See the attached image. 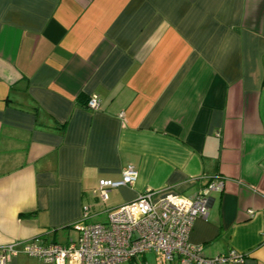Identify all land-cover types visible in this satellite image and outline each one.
Here are the masks:
<instances>
[{"label":"crops","instance_id":"0c3cea01","mask_svg":"<svg viewBox=\"0 0 264 264\" xmlns=\"http://www.w3.org/2000/svg\"><path fill=\"white\" fill-rule=\"evenodd\" d=\"M129 164L108 207L221 175L190 240L264 264V0H0V246L77 239L84 204L104 217L92 189Z\"/></svg>","mask_w":264,"mask_h":264},{"label":"built area","instance_id":"2783aa9c","mask_svg":"<svg viewBox=\"0 0 264 264\" xmlns=\"http://www.w3.org/2000/svg\"><path fill=\"white\" fill-rule=\"evenodd\" d=\"M87 106L100 109L101 98L90 97ZM124 117V112H120ZM122 178H101L92 189L99 202L107 206L100 220H91L92 205L83 206V223L77 239L68 242H51L31 239L22 243L0 246V264H7L18 252L39 257L52 264H66L74 259L80 264H122L138 256L154 253L168 264H223L245 261L246 256L237 251L206 256L203 246L191 242L190 236L197 218L207 219L211 192L224 190L225 179L215 176L208 179L196 195L188 197L173 188L147 189L134 201L108 207L111 190L132 185L138 178V169L129 164ZM249 213L253 215L254 210ZM19 244V246H18Z\"/></svg>","mask_w":264,"mask_h":264},{"label":"rangeland","instance_id":"374dc122","mask_svg":"<svg viewBox=\"0 0 264 264\" xmlns=\"http://www.w3.org/2000/svg\"><path fill=\"white\" fill-rule=\"evenodd\" d=\"M100 219H102V218H100ZM94 221H96V220H94Z\"/></svg>","mask_w":264,"mask_h":264}]
</instances>
